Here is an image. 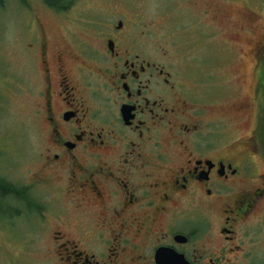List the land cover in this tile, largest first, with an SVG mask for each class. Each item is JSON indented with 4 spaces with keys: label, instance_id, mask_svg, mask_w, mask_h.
Wrapping results in <instances>:
<instances>
[{
    "label": "flooded vegetation",
    "instance_id": "flooded-vegetation-1",
    "mask_svg": "<svg viewBox=\"0 0 264 264\" xmlns=\"http://www.w3.org/2000/svg\"><path fill=\"white\" fill-rule=\"evenodd\" d=\"M153 3L91 36L69 29L61 40L29 43L39 52L32 114L42 123V151L31 181L0 195L8 238L26 222L14 240L18 256L44 264H264V98L255 90L232 104L251 128L228 135L222 96L183 76L208 60L161 38L173 36L169 24L188 22L180 28L188 39L216 42L227 28L235 36L234 18L243 15L223 21L217 0ZM263 41L252 59L261 81ZM29 228L48 240L29 237Z\"/></svg>",
    "mask_w": 264,
    "mask_h": 264
},
{
    "label": "rangeland",
    "instance_id": "rangeland-1",
    "mask_svg": "<svg viewBox=\"0 0 264 264\" xmlns=\"http://www.w3.org/2000/svg\"><path fill=\"white\" fill-rule=\"evenodd\" d=\"M154 1L70 0L67 7L64 5L63 9H58L46 6L42 0H6L5 5L0 6L1 177L19 187L29 183L42 151V143L38 136V129L42 123L34 119L32 114L35 106L33 98L36 97L34 92L39 80V52L36 47L30 51L29 43L33 41L37 45L38 39L44 35L61 40L66 37L65 34L69 29L77 34L91 36L95 32L113 26V23L116 24L119 16L123 14L130 16V12L144 10L147 5L151 10L152 6H156ZM217 1L221 3V14L223 12L225 15L223 21H228V15L234 11H241L243 19L234 18L237 22L235 36H231L227 28L219 33V41H211L203 45L201 41L188 39V34L182 33L183 30L180 28L186 26L188 22H185L182 25L169 24L168 29L173 36L162 34L161 38L178 53L187 51V57L193 54L200 63H203V59L208 60L205 63L207 65L203 63L204 65L197 66L200 69L186 70L183 73L184 79L193 84H196L195 81L203 80L204 82L199 84L210 92L215 90L217 96H222L223 100L219 102L225 106L227 129H230L228 135L239 138L250 133L251 120L241 109L230 111L232 104L245 100L247 94L253 95L255 90L258 96L261 94L260 96L264 98V80L261 81L260 78L261 68L253 67L252 61L255 57L253 51L255 45L264 38V0ZM166 3L170 4V0H166ZM186 17L194 19L191 15ZM181 21H186V18H181ZM218 25L222 27L220 23ZM162 33L168 32L162 30ZM262 57L264 59V55ZM258 138L260 146L263 147L264 143L260 136ZM19 203L20 207L27 206L22 200ZM6 219V216L0 215V222L5 223ZM24 219L27 221L26 218ZM18 224L22 227L16 232L17 236L25 234L26 222L21 219ZM2 228L6 227L0 226V264H44L36 258L30 261L25 253H20L18 256L19 250L14 243L17 236L14 235L9 239ZM29 229V237L36 240L44 237L48 240L47 233L31 235V228Z\"/></svg>",
    "mask_w": 264,
    "mask_h": 264
},
{
    "label": "trees",
    "instance_id": "trees-1",
    "mask_svg": "<svg viewBox=\"0 0 264 264\" xmlns=\"http://www.w3.org/2000/svg\"><path fill=\"white\" fill-rule=\"evenodd\" d=\"M6 0H0V6L5 5ZM45 2L52 7L63 9L64 5L67 7L70 0H45ZM14 188V185L0 176V195L10 192Z\"/></svg>",
    "mask_w": 264,
    "mask_h": 264
}]
</instances>
